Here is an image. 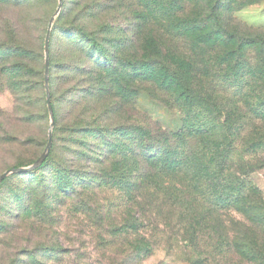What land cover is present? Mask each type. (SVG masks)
Segmentation results:
<instances>
[{
  "label": "rangeland",
  "instance_id": "374dc122",
  "mask_svg": "<svg viewBox=\"0 0 264 264\" xmlns=\"http://www.w3.org/2000/svg\"><path fill=\"white\" fill-rule=\"evenodd\" d=\"M61 2L0 0V174L38 158L51 122L44 98L33 120L16 101L12 48L44 79L53 16L51 63L77 28H102L115 71L55 92L44 166L1 181L0 264H264V0H220L219 22L214 0ZM163 69L185 85L163 86ZM144 130L184 165L147 168ZM68 173L79 185L64 194Z\"/></svg>",
  "mask_w": 264,
  "mask_h": 264
},
{
  "label": "trees",
  "instance_id": "16d2710c",
  "mask_svg": "<svg viewBox=\"0 0 264 264\" xmlns=\"http://www.w3.org/2000/svg\"><path fill=\"white\" fill-rule=\"evenodd\" d=\"M219 4H221L220 0H214L211 5V14H214V18L217 22H219V20L215 13L219 11ZM76 31V36L69 35L67 43L68 47L65 50V54L56 64L51 63L49 56V100L53 112L54 124H56L58 118V113L55 109V98L53 100V94L55 92H59L58 98L63 96V94H68V92L72 89L70 83L74 81L73 79H75L76 75L80 72H84L86 74L89 73L90 75L96 74V77L105 79L109 70L112 72L115 71L113 66L115 54L110 52V50L107 48L105 39L99 36V34L103 31L102 28L88 32L84 29V26H80L76 29ZM3 57H5V54ZM7 57L12 59V62L8 68L11 69V72L16 78L15 83L16 89L18 91L16 101L18 104L26 108V114L28 118L33 120V118H35V103L38 98H44L46 103V94L44 91L42 92L44 79L42 72H40V70H38L35 65L36 56L32 50L16 46L8 52ZM53 67H56V72L58 74H56V76H52L51 78V74L53 75V73H55L53 72ZM159 77L163 86L185 85V82L179 73H176L170 69H163ZM182 89L184 91L183 94L186 96L190 94L189 92L185 93L187 91L186 86H184ZM42 109L45 112L47 111V107H43ZM43 111L40 113H43ZM76 124V120H73L71 122L72 126L68 127L72 131H80L79 134L83 133L84 130L88 128V126H76ZM178 134L180 135V133ZM139 138L140 141L137 149L141 152L142 156L147 159V168L150 166H162L163 168L174 171L179 169L181 165H184V156H172V150L165 147L159 150L153 143L154 139L150 137L147 131H142ZM74 141L81 144L84 143V140L80 135L79 137H74ZM48 155L45 160L35 169L44 166ZM201 168L204 169L205 167L201 166ZM77 176L78 175L68 173L65 180H63V178L60 176V180L58 179V189L60 192L64 194H71L73 192L71 190L79 185V182L75 180V177ZM60 181H62L61 184ZM1 183L2 182H0V185ZM40 207V211L44 212L43 210L45 203L43 199L41 200ZM130 228H135V226H130V224L125 222L123 225L115 227V230L125 229L126 231L127 229L128 231Z\"/></svg>",
  "mask_w": 264,
  "mask_h": 264
},
{
  "label": "water",
  "instance_id": "95a60500",
  "mask_svg": "<svg viewBox=\"0 0 264 264\" xmlns=\"http://www.w3.org/2000/svg\"><path fill=\"white\" fill-rule=\"evenodd\" d=\"M61 4H62L61 0H58L56 11H59ZM52 21H53V16L49 18L48 25L45 31V36H44V88L46 91V106H47L48 113L51 117V122L47 130V142L44 147V150L41 152L38 158H36L35 161L31 165L24 166V167H11V168L4 170L0 174V182L10 173H22L28 170L35 169L45 160V158L50 152V148L52 145L53 113H52V109L50 105L49 92H48V71H49V51L48 50H49V35H50Z\"/></svg>",
  "mask_w": 264,
  "mask_h": 264
}]
</instances>
